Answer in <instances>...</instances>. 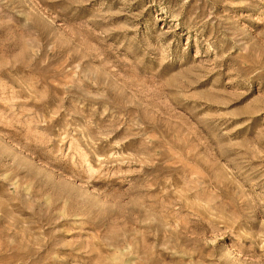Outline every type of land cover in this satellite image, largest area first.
<instances>
[{"label": "rangeland", "instance_id": "rangeland-1", "mask_svg": "<svg viewBox=\"0 0 264 264\" xmlns=\"http://www.w3.org/2000/svg\"><path fill=\"white\" fill-rule=\"evenodd\" d=\"M0 264H264V0H0Z\"/></svg>", "mask_w": 264, "mask_h": 264}]
</instances>
